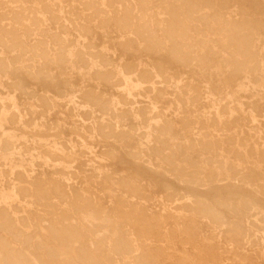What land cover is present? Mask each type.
<instances>
[{
    "label": "rangeland",
    "instance_id": "rangeland-1",
    "mask_svg": "<svg viewBox=\"0 0 264 264\" xmlns=\"http://www.w3.org/2000/svg\"><path fill=\"white\" fill-rule=\"evenodd\" d=\"M84 1L52 0L55 11L48 14L41 11L38 0H0V16L5 17V21L0 19V25L12 26L6 20L11 8L26 6L24 26L30 25V16L36 13L45 28L42 38L49 49L44 61L30 60L28 52L5 50L8 68L5 67V76L0 74V95L12 93L21 104L29 97L22 91L34 95L46 92L54 103L49 121H58L63 138L70 142L76 141L70 130L75 124L68 111L73 96L98 99L93 115L115 121L124 134L120 141L95 135L90 142L97 157L110 150L113 155L109 161L81 155V148H76V188L88 184L109 215L115 209L114 198L107 197L105 186L115 197L136 199L118 190L116 184H97L85 180V175L98 171L111 174L115 180L138 176L148 196L147 209L157 217L168 215L166 226L177 232L169 244L168 257L160 258L159 264H177L185 254L190 261L199 263L209 255L210 260L217 259L220 264H264V0H124L125 5L141 3L143 17L155 30L153 43L116 21L117 4L107 5L105 10L96 5L91 14L94 10H87ZM230 19L243 23L245 33L251 35L257 57L254 67L235 68L228 61L233 51V32L225 27ZM17 32L20 38L25 36L23 27ZM28 41L33 43L34 37ZM1 50L0 46V54ZM82 50L94 54L95 65L82 59ZM105 71L114 73L113 80L123 76L126 82L118 87L105 81ZM10 82L21 85L18 91L8 89ZM131 99L133 103L128 101ZM102 104L109 114L100 111ZM140 111L145 113V120ZM6 132L0 128L1 134ZM13 139L16 149L29 161L34 153L30 149L31 137L16 132ZM22 140L28 143L21 144ZM45 174L52 176L53 172L45 168ZM180 203L210 211L208 218L196 216L200 231L197 245H184L180 239H187L179 228L188 223L176 218L184 213ZM15 207V214L19 211L16 215H21ZM29 212L34 220L35 212ZM95 227L97 239L110 237L112 228L108 223H97ZM115 230L120 235L124 233L118 224ZM235 232L242 240L231 250L224 238ZM41 233V226L34 224L22 232L23 238H29L27 243L12 245L6 238L8 245L3 247L5 237L0 230V259L10 262L15 246L26 255L24 264H35L33 257L43 264ZM205 240L215 250L218 247L216 253L203 248ZM244 255L251 261H240ZM119 258L111 256L110 260L115 264Z\"/></svg>",
    "mask_w": 264,
    "mask_h": 264
},
{
    "label": "bare ground",
    "instance_id": "bare-ground-1",
    "mask_svg": "<svg viewBox=\"0 0 264 264\" xmlns=\"http://www.w3.org/2000/svg\"><path fill=\"white\" fill-rule=\"evenodd\" d=\"M11 1L18 2L19 0ZM123 1L102 0L97 2L96 0H86L83 4L87 10H94L91 14L95 12L94 7L96 5L105 10L107 5L117 4L116 21L125 29L133 28L147 43L155 42V30L148 25V21L143 17L141 3L125 5ZM37 4H39L41 11L48 14H53L55 11L56 5L52 0H38ZM25 8L23 6L17 10L11 8L8 13L9 17L6 20H9L12 26L10 24L0 25V46L2 48L0 74L3 76H5L4 70L8 64L4 57L5 50L12 53L17 50L19 53L28 52L30 60L38 58L40 61H44L49 56L48 43L42 38L45 28L35 15L36 13L30 16V25L24 26L26 17H24L23 11ZM0 19L5 21L4 15L0 16ZM19 27H23L25 35L23 38L18 35L17 30ZM225 29L233 32L230 40L233 51L228 54V61L231 65L241 69L254 67L257 63V57L252 49L251 35L245 33V25L230 19L226 22ZM36 30L37 33H35ZM168 30L173 32L171 26H168ZM29 37H34L33 43L29 44ZM81 54L85 55L82 57L85 62L91 65H95L97 62L91 51L82 50ZM102 77L105 81L118 87L126 82V78L123 76L120 79L113 80L114 73L108 71L103 72ZM15 84L10 82L7 85L13 93L16 90L18 91L20 85ZM22 93L29 97L21 104L17 103L15 95L12 93L5 97L0 95V128L3 131L7 130L6 133H0V230L5 237L1 245L6 247L8 245L7 239L11 240L12 245L27 243L29 238H23L22 232L29 230L35 224L41 226V234L44 237L43 245H41L43 264H114L110 260L111 256L120 257L115 261V264H130L132 262L137 264H159V259L170 253L169 249L171 247L169 244L173 238L177 237V232L166 226L168 215L164 214L157 217L152 214L151 210L147 209L145 202L148 196L141 185L143 184L142 180L138 176L133 175L132 178L120 176L118 180H115L111 174H102L98 171L93 172L91 175H85V180L97 184H116L118 190L138 200H127L122 195L115 197L110 187L105 186L104 190L107 197L114 198L115 209L109 215L106 214L108 208L103 206L101 200L88 184L82 189L76 188L79 179V170H76L77 168L75 167V169L73 166L77 159L76 148H81V155H90L95 158L97 154L92 149L94 147L90 146V142L95 135L102 139L120 141L124 134L115 121L108 120L105 116L98 118V116L93 115L92 108L97 106L98 99L94 96H86L82 99L73 96L72 105L68 108V111L75 124L70 130L75 133L76 141L70 142L63 138L58 121H49V117L54 111L52 98L50 99L45 94L46 92L39 95H34V92L22 91ZM128 101L133 103L132 99ZM77 109L80 110V113L76 112ZM100 111L103 114H109L107 107L103 106ZM34 114H37V117H34ZM139 115L143 117V120L146 119L143 111H140ZM16 132L22 133L23 137L25 135L31 137L30 149L34 153L30 155L29 161L16 149L13 139ZM57 140H59V144ZM26 143H28L27 140L21 142V144ZM101 153V156L97 157V161H109L113 155L110 150H104ZM92 163L89 164L90 167ZM45 168L53 172L52 176L45 174ZM39 172H41V175L37 176ZM14 203L20 209L21 215H16L17 212L19 213L18 209L15 214ZM190 204H178L183 208L184 213H180L176 218L188 222L179 228L180 233L187 235V239L180 236L182 243L184 245H197L200 236L197 232L199 231L197 229L199 225L196 224L198 223L196 216L201 214L204 218H208L210 217V211L200 207H196L197 210ZM200 205L201 203L195 206ZM30 210H33L36 214L34 220L30 216ZM190 212L191 214H189ZM210 221L212 222L211 219ZM213 221L215 222V220ZM97 223H108L111 226L112 233L108 239L104 241L97 239L98 230L95 227ZM117 224L126 236H122L124 233L122 235L117 233L115 230ZM241 240L239 232H235L231 236L229 234L228 237L224 238V242L231 247V250L233 247H238ZM201 244L209 253L218 249L217 247L215 250L207 240L202 241ZM14 247L10 254L13 256L12 260L6 262L1 258L0 264H24V256L26 257V255L22 254L21 250L14 249ZM198 250L201 249L198 248ZM15 252L17 253L13 255ZM212 254L216 256L214 253ZM186 255L178 256L177 264H217L219 262L217 259L215 261L210 260L209 255L207 258L204 255L206 259L203 258L200 263L197 261L192 262ZM214 256H211V258ZM200 257L202 258L201 255ZM241 257L240 261L247 260V256ZM235 261L239 262V258L237 260L235 257ZM33 263L38 264L34 257Z\"/></svg>",
    "mask_w": 264,
    "mask_h": 264
}]
</instances>
